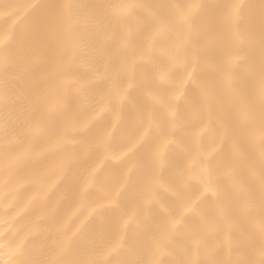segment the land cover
<instances>
[{
	"label": "bare ground",
	"instance_id": "obj_1",
	"mask_svg": "<svg viewBox=\"0 0 264 264\" xmlns=\"http://www.w3.org/2000/svg\"><path fill=\"white\" fill-rule=\"evenodd\" d=\"M0 264H264V0H0Z\"/></svg>",
	"mask_w": 264,
	"mask_h": 264
}]
</instances>
